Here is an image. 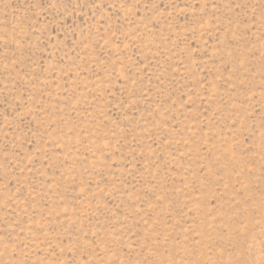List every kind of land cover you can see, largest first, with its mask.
<instances>
[{"label":"rangeland","instance_id":"1","mask_svg":"<svg viewBox=\"0 0 264 264\" xmlns=\"http://www.w3.org/2000/svg\"><path fill=\"white\" fill-rule=\"evenodd\" d=\"M0 264H264V0H0Z\"/></svg>","mask_w":264,"mask_h":264}]
</instances>
